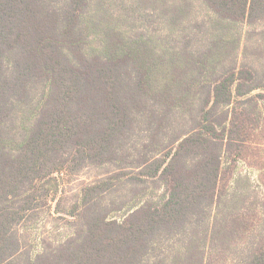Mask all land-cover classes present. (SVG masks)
<instances>
[{"label": "trees", "instance_id": "1", "mask_svg": "<svg viewBox=\"0 0 264 264\" xmlns=\"http://www.w3.org/2000/svg\"><path fill=\"white\" fill-rule=\"evenodd\" d=\"M0 264H264V0H0Z\"/></svg>", "mask_w": 264, "mask_h": 264}, {"label": "rangeland", "instance_id": "2", "mask_svg": "<svg viewBox=\"0 0 264 264\" xmlns=\"http://www.w3.org/2000/svg\"><path fill=\"white\" fill-rule=\"evenodd\" d=\"M233 165H234V168H233L234 172L248 175L251 179V184L253 185V187H255V190L258 191L259 171L257 170V168L250 163L244 162V160H242V159L234 161ZM95 174H98V172L96 170H93V169L85 171L84 173H82L78 177L76 176L75 179L71 183L65 184L64 185L65 190L69 191L70 189H72L73 191H75L82 181L89 180ZM123 213L122 212L116 213V217L122 218ZM45 230L46 229H43L41 226H39L38 229L35 228V230L33 231V238H34L33 240H35L34 241L35 243L38 242V240H39V234L46 232ZM62 232L67 233L68 227H67V229H61V233H60L59 237L61 236ZM43 234H46V233H43ZM37 249L38 248H34V250H37Z\"/></svg>", "mask_w": 264, "mask_h": 264}]
</instances>
